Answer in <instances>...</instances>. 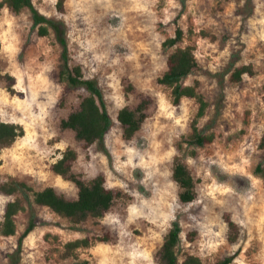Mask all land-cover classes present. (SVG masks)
<instances>
[{
    "label": "rangeland",
    "instance_id": "obj_1",
    "mask_svg": "<svg viewBox=\"0 0 264 264\" xmlns=\"http://www.w3.org/2000/svg\"><path fill=\"white\" fill-rule=\"evenodd\" d=\"M33 1L42 14L66 23L72 64L101 86L113 127L107 151L61 127L87 92L59 80L62 49L55 34L39 36L28 10L16 14L5 7L0 71L14 81H0V120L21 124L25 136L1 150L0 181L17 179L37 191L54 187L74 200L76 185L52 171L72 148L79 155L73 171L85 182L103 175L121 197L103 218L81 225L36 207L50 223L25 239L23 264H160V248L177 217L180 264L189 256L217 264L236 252V264H264V177L256 172L264 168V0H66L64 12L58 0ZM177 26L185 32L180 47L193 46L200 65L185 85L200 80L210 103L200 127L215 134L195 156L186 143L181 153L178 146L191 133L198 103L185 98L175 105L171 89L158 82L174 50L163 43ZM232 61L252 65L255 75L232 82ZM147 98L152 104L143 127L128 140L118 113ZM177 155H184L196 179L192 203L179 200L172 178ZM17 197L0 192V223ZM28 218V212L16 217L15 236L0 234V264H8ZM228 218L237 225L234 233ZM98 236L108 241L80 250L77 259L62 258L61 244Z\"/></svg>",
    "mask_w": 264,
    "mask_h": 264
},
{
    "label": "trees",
    "instance_id": "obj_2",
    "mask_svg": "<svg viewBox=\"0 0 264 264\" xmlns=\"http://www.w3.org/2000/svg\"><path fill=\"white\" fill-rule=\"evenodd\" d=\"M66 0H58L57 8L59 12H64ZM7 7L16 14L25 10L31 13L33 29L38 35L46 37L53 32L57 42L61 46L62 52L59 65V80L71 88H82L87 92L80 102L79 108L62 120L61 127L75 133L78 141L87 146H97L102 151L106 150V136L113 127V119L106 108L104 92L96 80L87 79L83 68L80 65L72 64L71 52L68 43V28L64 21L47 17L42 14L34 4L33 0H2L0 2V16L2 10ZM185 38V32L177 26L173 37L168 38L163 47L166 50L174 49L167 59V70L158 79L159 84L168 87L172 92V99L175 105L183 99H194L199 107L195 118L191 123V133L184 142L178 146L181 153L184 150L183 144L193 148L191 156L197 154L199 148L212 143L215 134L201 129L200 120L207 114L210 103L205 95L200 91L201 82L196 79L193 84L185 85V80L195 74L200 65L193 46L180 47ZM1 49V43H0ZM231 81L240 83L247 76H254L255 71L252 65L236 66V62L230 64ZM5 77L14 81V78L3 76L0 71V81ZM149 98L143 99L135 108L124 107L118 113V121L124 129V136L130 140L134 138L142 129L147 118V112L151 107ZM25 136V129L19 123L6 122L0 120V152L2 149L12 146L19 138ZM261 149H264V137ZM78 152L68 148L62 157L52 165V171L71 181L78 188V196L74 200L67 199L60 195L54 187H47L43 190H34L31 186L17 179L0 181V192L5 195H17L14 201L6 205L4 219L0 223V234L4 237L15 236L18 231L16 217L22 212H28V224L24 233L20 236L17 248L9 255L8 264H23V252L25 239L37 227L49 225V221L44 220L38 214L36 207H44L61 218L67 219L74 225H81L90 219H101L111 210L116 200L121 197V193L111 189L106 185V179L99 175L90 182L82 180L74 171L73 167L78 160ZM256 172L264 177V168L258 165ZM172 178L180 188L179 200L188 204L196 199V179L185 162L184 155H177L174 158ZM228 224L234 233L237 225L228 218ZM183 228L180 219L177 217L171 224L168 233L164 238V243L159 251L160 264H180L178 248L182 240ZM55 240L59 241L57 236ZM234 240V235L231 240ZM108 241L107 237H85L69 241L62 245V258H78L80 250L93 247L97 242ZM239 252L226 256L217 264H236ZM79 264H89L87 260ZM182 264H201V260L195 256H189Z\"/></svg>",
    "mask_w": 264,
    "mask_h": 264
}]
</instances>
